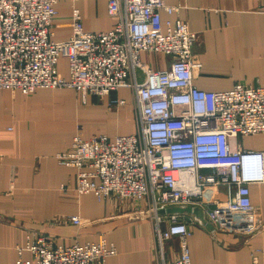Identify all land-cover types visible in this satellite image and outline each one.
Instances as JSON below:
<instances>
[{
    "label": "built area",
    "instance_id": "obj_1",
    "mask_svg": "<svg viewBox=\"0 0 264 264\" xmlns=\"http://www.w3.org/2000/svg\"><path fill=\"white\" fill-rule=\"evenodd\" d=\"M59 1L0 0V92L68 88L83 99L110 97V107L122 108L127 102L112 95L130 89L135 134L86 139L78 133L56 159L77 170L79 195L147 199L157 264H192L187 224L160 212L194 204L209 187L235 189L233 204L251 210L250 187L264 183V153L232 145L240 137L264 135V88L240 83L227 92L196 88L193 73L201 65L192 61V52L198 36L179 19L163 33L161 13L180 10L163 0H108V14L117 22L106 33L85 32L74 8L71 37L55 42ZM142 53L172 61L154 71L141 61ZM60 60L67 62L68 78L59 72ZM71 223L80 226L82 220L72 217ZM172 238L179 240L180 255L168 261L165 246ZM24 251L31 261L23 259ZM115 255V245L105 241L64 246L33 236L18 248L15 264H107Z\"/></svg>",
    "mask_w": 264,
    "mask_h": 264
},
{
    "label": "crops",
    "instance_id": "obj_2",
    "mask_svg": "<svg viewBox=\"0 0 264 264\" xmlns=\"http://www.w3.org/2000/svg\"><path fill=\"white\" fill-rule=\"evenodd\" d=\"M163 1L180 9L161 13L163 33L168 23L179 19L198 36L192 52V61L201 65L193 73L196 88L215 93L230 91L239 83L264 88V0ZM74 8L81 13L87 33L109 32L117 22L108 14V0H60L53 23L55 42L71 37ZM141 61L154 71H164L172 59L142 53ZM58 68L69 77L65 60ZM116 95L127 106L110 107V97L78 95L79 99L68 88L38 89L29 95L0 92V264H15L18 248H25L33 236L64 246L113 244L117 255L107 264H157L158 242L148 200L79 195L77 170L56 159L70 149L78 133L89 139L137 132L133 92L120 89ZM232 146L264 153V135L240 137ZM235 197V189L209 187L186 206L200 208L212 229L194 214L163 215L187 224L192 264H264V183L250 187V211L234 205ZM72 217H80L82 224H72ZM179 255V240L172 238L165 257L174 261ZM23 259L31 261V253L24 251Z\"/></svg>",
    "mask_w": 264,
    "mask_h": 264
},
{
    "label": "water",
    "instance_id": "obj_3",
    "mask_svg": "<svg viewBox=\"0 0 264 264\" xmlns=\"http://www.w3.org/2000/svg\"><path fill=\"white\" fill-rule=\"evenodd\" d=\"M161 215H176L181 216L185 214H194L198 220H200L201 224L208 229H212V226L204 220L203 211L200 208H191V207H174L166 209L165 211L160 212ZM187 222L191 220L185 218Z\"/></svg>",
    "mask_w": 264,
    "mask_h": 264
},
{
    "label": "rangeland",
    "instance_id": "obj_4",
    "mask_svg": "<svg viewBox=\"0 0 264 264\" xmlns=\"http://www.w3.org/2000/svg\"><path fill=\"white\" fill-rule=\"evenodd\" d=\"M79 94H77V96H78ZM80 96V95H79ZM78 96V97H79ZM113 97H116L117 95H116V93H113V95H112ZM79 99H80V97H79ZM82 99V98H81ZM129 106L131 107V104H129ZM129 108V107H128ZM82 220V219H81Z\"/></svg>",
    "mask_w": 264,
    "mask_h": 264
}]
</instances>
